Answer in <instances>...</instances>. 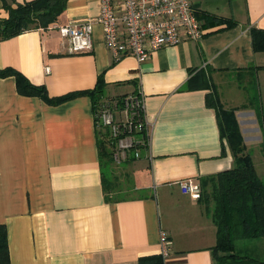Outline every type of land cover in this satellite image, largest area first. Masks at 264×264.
Wrapping results in <instances>:
<instances>
[{
	"label": "crops",
	"instance_id": "0c3cea01",
	"mask_svg": "<svg viewBox=\"0 0 264 264\" xmlns=\"http://www.w3.org/2000/svg\"><path fill=\"white\" fill-rule=\"evenodd\" d=\"M31 1L0 0V18L8 17L6 6ZM192 3L197 15L222 21L202 20L201 40L167 46L143 63L116 61L99 24L92 51L68 53L54 26L97 18L99 0H68L57 24L0 40V71L20 72L50 99L94 90L99 79L107 98L140 93L149 134L145 157L130 165L136 195L107 201L93 98L47 102L21 95L15 77H0V226L11 264H139L161 255V231L172 239L165 264L216 263L213 218L177 182L201 184L232 169L234 157L207 104L212 90H190L188 82L209 76L225 108L236 111L251 152L262 129L244 91L255 74L264 108V43L257 50L253 42V30L264 31V0Z\"/></svg>",
	"mask_w": 264,
	"mask_h": 264
},
{
	"label": "trees",
	"instance_id": "16d2710c",
	"mask_svg": "<svg viewBox=\"0 0 264 264\" xmlns=\"http://www.w3.org/2000/svg\"><path fill=\"white\" fill-rule=\"evenodd\" d=\"M67 2L68 0H34L15 8L6 6L8 17L0 18V40L17 36L27 30L39 27L47 29L57 24ZM197 16L201 21H205V25L208 26L214 20L222 21L212 16ZM253 42L255 49H260L259 44L264 43V31L253 30ZM261 49H264V45ZM9 76L15 77L17 89L21 95L41 97L47 102L60 103L86 94L93 98L96 106L99 100L106 98V86L102 79L98 80L94 90L75 92L50 99L44 86L34 85L20 72L11 68L0 71V77ZM252 78L254 84H251V89L254 93L249 95V103L256 112L261 129H263L264 108L261 106V113L256 106L260 92L257 95L259 91L257 76L254 74ZM195 88L212 90L207 96V104L215 109L221 139L228 142L234 157L232 169L221 172L201 183L203 192L199 200L205 203L207 212L212 216L216 226V245L213 248L215 264H264V261L236 253L238 241L264 238V182L257 172L251 152L245 145L236 111L225 108L211 79L204 71L189 80L188 89ZM133 135L140 142L142 140H145L146 143L149 142L145 130ZM99 144L105 197L107 201L114 202L122 199L114 197V195L121 192L123 186L119 177L114 176V145L108 130L99 131ZM140 147L142 150V146ZM129 160L135 161V157L131 155ZM133 189L135 188L133 187ZM0 264H11L5 226H0ZM139 264H165V260L162 255L145 256L139 259Z\"/></svg>",
	"mask_w": 264,
	"mask_h": 264
},
{
	"label": "built area",
	"instance_id": "2783aa9c",
	"mask_svg": "<svg viewBox=\"0 0 264 264\" xmlns=\"http://www.w3.org/2000/svg\"><path fill=\"white\" fill-rule=\"evenodd\" d=\"M100 14L95 19L75 20L54 26L67 42L69 54L93 50L94 28L102 26L105 45L116 61L133 56L139 63L155 52L182 41H199L205 36L203 22L198 18L192 0H99ZM99 128L108 130L114 145V162L121 165L142 156L143 143L133 135L146 131L143 98L132 93L122 98H103L95 106ZM149 139V134H148ZM148 147V145H147ZM181 192L200 199L201 184L188 178L177 182ZM161 255H170L172 239L166 231L160 233Z\"/></svg>",
	"mask_w": 264,
	"mask_h": 264
},
{
	"label": "rangeland",
	"instance_id": "374dc122",
	"mask_svg": "<svg viewBox=\"0 0 264 264\" xmlns=\"http://www.w3.org/2000/svg\"><path fill=\"white\" fill-rule=\"evenodd\" d=\"M236 81L240 83V80L237 79ZM257 87H258V83H257ZM251 93H252L251 88L250 89L246 88L244 91L245 97H247V94L251 95ZM257 95H259V91L257 92ZM256 106L259 108V112L262 113V109H261L262 105L260 101V96H259V101L256 103ZM253 137L257 140V142L251 146L250 150H251V154L253 156L254 162L256 163L259 169V172L261 175L260 177L262 181L264 182V127L262 131H260V134L256 132V134ZM141 142L143 143L142 151H141L142 156L139 159H142L145 157V154H146L145 152L147 150V145H148V142L146 143L145 140H142ZM143 150L145 151L143 152ZM136 160H138V158H135V161ZM133 161L129 160L121 165L114 163L113 165L114 176L119 177V179L121 180V184L123 186V189L121 190V192L116 193L114 197L124 198V197H131L133 195L134 196L136 195V193L132 191L134 190L133 187L135 188L134 180L132 177L133 168L131 167L132 166L131 162ZM202 192H201V195H202ZM139 194L142 195L143 192H139ZM236 253L242 256L253 257L259 261H264V239L238 241L236 243Z\"/></svg>",
	"mask_w": 264,
	"mask_h": 264
}]
</instances>
